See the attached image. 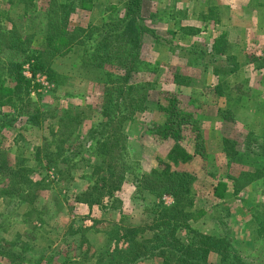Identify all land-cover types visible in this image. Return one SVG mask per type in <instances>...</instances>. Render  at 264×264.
I'll return each instance as SVG.
<instances>
[{"label":"rangeland","instance_id":"1","mask_svg":"<svg viewBox=\"0 0 264 264\" xmlns=\"http://www.w3.org/2000/svg\"><path fill=\"white\" fill-rule=\"evenodd\" d=\"M129 1L0 0V264H113L157 241L174 196L145 177L168 94L190 114L197 151L173 166L195 177L176 235L204 247L223 238L242 264H264V151L247 150L264 144V0H139L138 13ZM119 18L136 21L130 79L148 85L140 107L126 109L145 94L130 85L119 102L111 73L121 65L97 48L99 28ZM222 34L227 50L216 59ZM228 109L234 120L221 116Z\"/></svg>","mask_w":264,"mask_h":264},{"label":"trees","instance_id":"2","mask_svg":"<svg viewBox=\"0 0 264 264\" xmlns=\"http://www.w3.org/2000/svg\"><path fill=\"white\" fill-rule=\"evenodd\" d=\"M79 1L83 3L87 0ZM139 5V0H130L127 6L128 11L138 13L139 10L137 11V9ZM71 7L74 9L75 5ZM207 18H216V20H219L218 11L210 8ZM135 23L136 21H132L131 18L127 20H125V18H119L115 21L113 20L105 23L99 28L101 33L97 35L96 39L97 48L99 50L102 48L110 52L109 56H106L109 57L110 64L119 63L121 65L120 70L122 72L111 73V76L121 82L119 87H117V85L114 87V91L118 92V96L121 97V101L119 102L123 104L126 103L124 102L126 99L124 88L128 89L127 85H130L129 89H132L131 87L134 86L130 78L132 76V70H134L139 58V42L135 41L136 33L133 35L136 29ZM127 31L129 32L127 33ZM226 50L227 40L224 34H222L212 44L211 52L214 53L217 59L221 54H225ZM102 58L103 57H100V61H98L100 65H103L104 62H108V58ZM116 58H118V61H116ZM263 65L264 62L262 66ZM221 84L222 85L218 84L216 86L219 94L223 93L224 87H227L226 83ZM135 89H143L145 94L140 93L143 96L141 98H130V104L126 106V109L135 106L140 107L142 101L147 96L146 91H148V85L143 84L140 88L138 87ZM167 98L168 104L160 105L159 107L160 112L163 113V115H161L162 122L159 124V128L153 132L155 135H149L148 137L153 143V145L150 146H152L153 149L156 148V150L151 157L153 163L151 164L150 176L145 177V182L155 191L161 189L168 190V192L174 196V203L164 207V211L170 213L169 215L162 216L164 220H160V224L163 232L154 237V239L157 240L155 243L147 244L146 242H140L137 251L127 252L124 254L125 258H121V261L119 260L120 258L116 261L113 259L112 263L134 264L144 259H162L163 264H242L243 261L241 258L237 254L234 255V248L231 250L232 243L225 242L223 238H208L207 242L209 245L204 247V245L200 246L195 244L196 241L193 238H189L187 242H184L176 235L177 229L180 228L178 225V217L180 223V219H186L191 214L185 212V208L186 206L193 205L191 191L193 190L195 177L191 172L176 170L173 169V166L192 162L197 155V151L192 144V140L187 138H191L194 132V128H192L193 121L191 120L190 114L178 108L177 99L169 96V94ZM111 101H108L106 112L104 111V115L108 116L109 119L107 122L102 121L100 123V126H102L100 134L102 135L107 132L110 127V121L112 120L113 109L110 107L112 104ZM222 112L223 111H221V116L225 120H234L235 116L231 109H228V112L225 114H222ZM156 140L160 145L157 146ZM224 140L227 145L226 149H228L227 153L234 152L237 155L240 153L238 149L235 150V142L230 144L227 139ZM250 144L247 146L248 151H252L254 154H259L258 150L264 151L263 143L252 142ZM157 148H160V150ZM158 152L165 154L162 155ZM244 154L245 152H243V155ZM155 161L157 162L155 163ZM3 168L1 167L2 170ZM4 171H6L5 168ZM114 190V187L109 188L108 192L112 193ZM76 200L79 201L80 198ZM165 218H167V220H165ZM4 251L5 250L0 247V252L5 254ZM211 251L217 252L220 255V260L218 262L211 263L209 261L208 256ZM20 255L21 253L17 254V256Z\"/></svg>","mask_w":264,"mask_h":264}]
</instances>
